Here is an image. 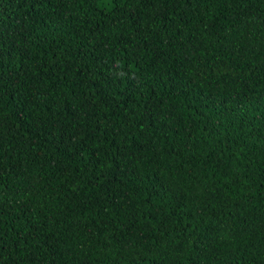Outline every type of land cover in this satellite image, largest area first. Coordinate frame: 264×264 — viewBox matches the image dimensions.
<instances>
[{
	"label": "trees",
	"instance_id": "trees-1",
	"mask_svg": "<svg viewBox=\"0 0 264 264\" xmlns=\"http://www.w3.org/2000/svg\"><path fill=\"white\" fill-rule=\"evenodd\" d=\"M0 264H264V0H0Z\"/></svg>",
	"mask_w": 264,
	"mask_h": 264
}]
</instances>
